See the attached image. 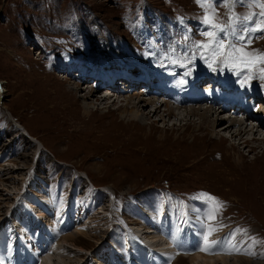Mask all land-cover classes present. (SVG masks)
I'll return each mask as SVG.
<instances>
[{
	"label": "rangeland",
	"instance_id": "374dc122",
	"mask_svg": "<svg viewBox=\"0 0 264 264\" xmlns=\"http://www.w3.org/2000/svg\"><path fill=\"white\" fill-rule=\"evenodd\" d=\"M249 2L242 0L233 11L241 17L250 11L258 12V8L249 7ZM212 3L219 22L226 23L229 9L224 6V0H212ZM204 16L205 9L197 0H0V179L4 180L0 190L4 188L12 197L20 198L19 210L24 207L26 212L30 205L28 196L37 202L34 207L45 202L52 207L53 203L58 212L70 199V192L78 198L75 204L89 203L92 209V195L98 197L99 210L108 197L111 202L108 215L100 213L103 216L98 218L94 214L95 221L88 227L85 224L90 235L85 241L89 247L82 250L86 259L90 254L89 259L95 262L92 252L97 245L110 243L114 223L120 227L131 226L130 230L144 227L140 211L148 212L152 203L160 207L168 204V209L164 207L163 211H169L174 219L180 216L184 222L187 217L195 216L193 211L197 206H204L202 214L213 212L214 206L204 195L210 194L223 205L215 212V221L224 233L220 232L215 239L222 241L220 245L227 244V252L234 251L233 245L228 244L230 239L239 241L236 244L245 251V257L264 263L262 132L253 137L249 131L246 143L232 137L237 129L223 127L230 124L227 115L232 112L219 117L225 120L215 128L203 125L200 129L197 115L186 116V110L207 106L188 104L184 97L191 90L189 86H194L193 80L202 77L210 80L216 74L222 80L234 78L236 84L239 78L251 82L257 88L249 92L256 94L264 93V88L260 90L264 80L258 78V69L241 75L223 66L213 71L199 56L188 63L196 51L193 44L205 41L203 33L209 30L203 22ZM251 26L239 23L237 34ZM228 39L234 40V37ZM249 39L252 40L249 51L264 52V34L251 33ZM135 58L141 66L133 65L137 72L132 75L139 82L146 84L149 75L143 79V73L150 69L170 77L162 86L157 81L152 83L150 76L151 87L155 89L146 101L157 99L156 93H162L165 100L160 99L164 105L161 113L144 123L132 122L127 117L131 108L127 100L137 94L136 90L128 93L129 87L114 84L119 90L115 89L116 93L106 96L110 98L103 102L101 99L107 92L101 89L99 93L93 81L100 75L97 78L102 82L108 59L120 66L126 61L134 64ZM188 69L191 72L185 75ZM119 70L117 78L125 82L123 68ZM207 85L199 89L207 90ZM77 86L80 87L77 92L69 93ZM243 86L239 82L235 87ZM92 89L94 95L83 101ZM55 90L67 92L66 100ZM50 95L59 96L61 105L54 104ZM177 96H183L185 104ZM206 97L229 102L224 93ZM138 100L134 99L133 103L137 104ZM84 103L89 106L88 113ZM166 104L180 109L179 116H169ZM138 109L148 116L153 107L140 105ZM180 118L190 124H184ZM251 129L254 132L249 126L248 130ZM28 132L41 143L34 142ZM25 164L30 167L29 171L24 169ZM104 188L110 191L105 196ZM58 205L62 208L58 209ZM137 205L149 209L141 208L137 214ZM159 205H155L156 213L162 215L158 212ZM2 207L5 204L0 200ZM46 216L41 219L43 225L37 226L44 229L48 225L52 233L56 232L55 226L60 223L57 216ZM203 216L206 221L207 215ZM77 219L83 221L82 216H77L76 222ZM69 221L61 222L63 226L57 229V244L65 235L74 234L78 223L73 225ZM197 226L201 227L195 232L198 237L195 243L201 247L205 223ZM115 245H112L115 251L107 253L108 258L121 256L117 246H122ZM179 245L183 247V240ZM172 246L175 255L180 257L178 261L192 264L189 258L194 257V249L185 258L177 252V245ZM86 259L79 264H85ZM229 259L233 264L232 258Z\"/></svg>",
	"mask_w": 264,
	"mask_h": 264
},
{
	"label": "bare ground",
	"instance_id": "6f19581e",
	"mask_svg": "<svg viewBox=\"0 0 264 264\" xmlns=\"http://www.w3.org/2000/svg\"><path fill=\"white\" fill-rule=\"evenodd\" d=\"M109 58L111 57L109 56ZM108 61V65L103 68V73L105 72V76L102 82L100 81V79L97 78L99 76L94 77L93 80L95 81V85L98 89V92L102 93V91H106L110 84L124 85L126 89L129 87L127 91L128 93H132L136 90L135 92H137V94L129 96L127 100V103L131 105V108L127 112V117L131 118L132 122L144 123L152 119L153 116L160 114L162 108L164 107L163 102L160 103V99L165 100V98L162 96V93H156V98L159 100L149 98L146 101L147 96H149L150 93L153 94L154 89L153 87H151V85L153 86L152 83L154 81L150 79V75L148 76V79L145 82L146 84H144V82L142 83V81L139 82L138 78L134 74L132 75V73L137 72V69L133 68V64H131L130 62H121L120 66L123 68L122 75L126 77L124 82V80L117 78L118 76H120L119 69L121 67L117 66L116 63L112 60L108 59ZM118 67L120 68L118 69ZM101 72L102 70H100V72L98 71L96 75ZM106 74H109L108 77L106 76ZM157 75L158 83L162 86H164L165 82L170 81V77L166 73L164 74L161 72ZM144 77H147V72L144 73ZM96 78L98 80H96ZM232 80V78L225 77L224 80H220V83L218 82L215 76L210 80L204 77L195 80L193 89L189 88L191 89L190 94L194 99H197L199 96L202 97V99H198L196 103L197 105L201 104L200 106H203V104L205 103L207 107L199 109L191 108L189 110H186V116L197 115L200 121L198 124L200 125L199 127L201 129L203 125H206L209 128H215V126L218 125L219 122L225 120L219 119V117L225 115V113H229L231 111L244 113L245 118L235 117L233 119L230 115H227V119L229 118L228 120H230V124L223 127H225V130L229 129V127L236 128L237 131H234L235 133L232 135V137L234 136L237 139H240V141L243 140V142L246 143L249 141L247 137L249 131L251 132L253 137H256L255 134H258L264 129V93L256 94L254 92H249V90L245 92L242 89L233 91ZM204 81H206V83ZM209 82H211L210 84H213V86L209 88V90L211 91L201 90L202 88L199 89V86L207 85L209 84ZM139 86H141L142 89L139 88ZM79 88V86L74 87L69 93L74 94L75 91L77 92ZM146 88L147 90L144 92ZM101 89L103 90L101 91ZM140 89L143 90L142 93H146V95L142 94L141 92L139 93ZM261 89L263 88H260V90ZM110 91H112V88H110L109 93L107 94H113ZM55 92L58 95H62L64 97V100H66L65 95H68L67 92H59L58 90H55ZM93 93V89L89 90L88 93L84 96L83 101L89 100L90 97L94 95ZM114 93H116V91ZM217 93H224L226 97L231 100V104H228L226 101L219 99L210 100L206 97V95H215ZM50 97L52 98L54 104L55 102L56 104L57 102L59 103V96L55 97L54 95H50L49 98ZM109 98L105 97L101 99V101L104 102ZM142 98H144V100ZM177 98L181 101L184 100L183 96H177ZM134 99H139L137 104L133 103ZM233 100L237 101L238 103L233 104ZM185 101L192 103L194 100L186 99ZM59 105H61V103H59ZM140 105L144 107L151 106L153 107V110L149 112L148 116H144V114L139 112L138 107ZM68 106L69 105L65 106L64 108ZM165 107L168 108L167 111L169 116H179V113L177 111H179L180 109L175 110L174 108L172 109V107L169 108L167 104ZM84 108L85 113H88L89 106L85 104ZM213 117H216V119H214ZM255 118L261 119L260 121H258V123H256L254 120ZM181 122H184V124L186 125L190 124L189 121L187 122V120L181 119ZM249 126L254 129V132L252 129L248 130ZM28 135L34 140V142L41 143L38 138L36 139L29 132ZM260 138L264 139V137ZM25 157L26 155L23 156V159ZM25 165L26 167L24 169H27V171H29L30 167L27 164ZM3 181V179H0V183L2 185H4ZM3 189L4 188L0 190L2 193H0V200L5 204L4 209L3 207L0 208V246H2L5 241L6 242L3 252L0 251V264H33V261L38 262L37 264H79L80 262L82 263L86 259V256L84 255L82 250L86 247H89V245L85 241L90 237V235L86 233L85 224H87L86 226L88 227L90 223L95 221V217L101 218V216L103 215H101L100 213L104 214V216H107V213L111 207V202H109V199H107L108 197H106L107 200L104 199L105 201L103 202V205L101 206L100 210L94 213V208L92 209V206L89 203L86 202L87 205H85V202H83L79 206V204H75L72 198L69 200L67 199L65 207L62 209V211H59L62 212L61 216L60 213L55 210L56 207H53V203L52 207L50 203L48 204V202H45L42 205L40 203L39 206L37 205L38 207H34L33 204H36L37 202L32 199L31 196H28L26 198L28 199L30 205L28 206L29 209L27 208L29 212H26L24 207L19 210V202L21 201L20 198L12 197L11 194L7 192V190ZM107 192H110L109 189L104 188V196L105 194H107ZM76 206H78L77 209ZM57 207L58 209L62 208L59 205ZM164 207L168 209V204L163 205L162 208L160 207V209H158V212H162V215H158V213H156L157 206L155 205H153L148 212L144 213L140 211L141 217L143 218V220H145V226L141 227L140 229L136 227L130 230V232H133L132 234L135 239L137 238L135 244L137 245V248L132 249L129 245L125 248L124 245L117 244L119 246H122V248H119L115 244L108 243V241L105 246H103L105 243H99L95 251L92 252V256L94 255L93 259L95 261L92 262V264H111L114 260H116L115 262H117L118 264H125V262L127 264H171L170 262H172V264H183L184 260L178 261L180 257L175 255L176 253L173 252V248L171 249V247H173L172 245L174 244L177 245V248L174 247L178 249L177 252L181 253V255L185 258L187 257V254L192 249H194V251H192V254L194 252V257L189 258L192 264H230L229 258H232V260L234 261L233 264H264L259 263L258 261L255 262L254 259L252 261V259L248 255L247 257H245V251L242 252L238 244H236L237 241L232 239L228 241V244L235 246L236 250H234L231 255H227L228 252L226 251L227 248L225 247V245L227 244L219 245V248H217L216 250V253L218 254L217 256H212L213 254L200 251V246H197L195 243V238L197 237L195 232L197 231V228L199 229L201 227L197 226L198 223H205V230L211 227L217 228L218 231L216 232L215 237L219 236L221 234L220 232H222L220 229L221 225L217 224L215 220L206 219V221H204L203 215H207V217H209L211 214L210 211H206V214H202V210L205 209L204 206H197L198 209H196V211H193L195 216H193L192 218L187 217L184 222L179 219V216L175 217L174 219L169 211H163ZM48 214L56 215L57 220L60 223H66L68 222V220H70L73 225H76L78 223L75 228V232H73L74 234L65 235V238H63V241L60 244H57V242L53 243V238H51L53 232L52 228L48 227V225H45L44 229H40V227L43 225L41 223V219L48 217L46 216ZM94 214H96L95 217ZM77 216H82L83 221L77 219L78 221L76 222ZM197 216H199V219L197 218ZM38 224L40 225V227L37 226ZM175 233L176 237L174 236ZM223 233L224 232H222V234ZM107 234L104 237H107ZM119 235L121 236V234ZM181 240H183V247L179 245V242ZM189 240H191L190 243L188 242ZM112 245L117 246L118 250H126L127 254L121 255L119 258H108V251H115L112 248ZM188 245L189 247L186 248V246ZM72 248L74 250H72ZM22 258L27 260L24 261Z\"/></svg>",
	"mask_w": 264,
	"mask_h": 264
},
{
	"label": "snow or ice",
	"instance_id": "6c2138e0",
	"mask_svg": "<svg viewBox=\"0 0 264 264\" xmlns=\"http://www.w3.org/2000/svg\"><path fill=\"white\" fill-rule=\"evenodd\" d=\"M241 2L242 0H224V6L229 9L228 20L226 23H220L212 0H197V3L205 9L203 22L209 30L203 33L205 41L193 44L196 51L188 58V63H192L195 57L199 56L213 71L216 70L217 66H223L237 70L236 74L241 75V72H254L258 69L260 73L258 78L264 80V52L248 50L252 43L249 35L255 32L264 34V0H250L249 7H256L259 11H250L248 15L243 17L233 11L234 6ZM245 22L252 26L243 28L237 34L236 28L238 24ZM229 36L234 37V40H229ZM235 41H239V43ZM190 72L191 69H188L185 75L190 74ZM246 78L253 79L256 77L246 76ZM243 82L242 80L241 83ZM204 195L207 198V202H211V205L214 206L213 212L206 219L215 220V212L222 208L223 205L210 194ZM217 231V228L211 227L201 233L200 251L217 254L216 250L222 243L221 240L214 239ZM233 250H235V246H233ZM227 254L231 255L232 252L229 251Z\"/></svg>",
	"mask_w": 264,
	"mask_h": 264
}]
</instances>
